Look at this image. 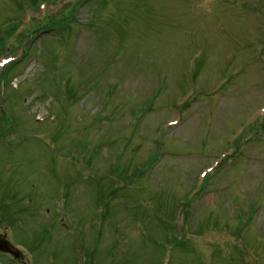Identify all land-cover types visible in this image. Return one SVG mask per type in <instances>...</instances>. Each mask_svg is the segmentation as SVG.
Here are the masks:
<instances>
[{
    "label": "rangeland",
    "instance_id": "obj_1",
    "mask_svg": "<svg viewBox=\"0 0 264 264\" xmlns=\"http://www.w3.org/2000/svg\"><path fill=\"white\" fill-rule=\"evenodd\" d=\"M0 236V264H264V0H0Z\"/></svg>",
    "mask_w": 264,
    "mask_h": 264
},
{
    "label": "water",
    "instance_id": "obj_2",
    "mask_svg": "<svg viewBox=\"0 0 264 264\" xmlns=\"http://www.w3.org/2000/svg\"><path fill=\"white\" fill-rule=\"evenodd\" d=\"M0 252H5L13 255L16 259L22 258V253L13 247L7 239L0 237Z\"/></svg>",
    "mask_w": 264,
    "mask_h": 264
},
{
    "label": "trees",
    "instance_id": "obj_3",
    "mask_svg": "<svg viewBox=\"0 0 264 264\" xmlns=\"http://www.w3.org/2000/svg\"><path fill=\"white\" fill-rule=\"evenodd\" d=\"M161 158V154L157 153L154 156H152L151 160H150V166L152 167L154 165L155 162H157L159 159ZM176 243V242H175ZM178 243H176L177 245Z\"/></svg>",
    "mask_w": 264,
    "mask_h": 264
}]
</instances>
